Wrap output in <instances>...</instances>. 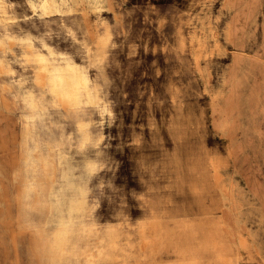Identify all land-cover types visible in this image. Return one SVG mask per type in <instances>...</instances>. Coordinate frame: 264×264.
Returning <instances> with one entry per match:
<instances>
[{"label": "rangeland", "instance_id": "1", "mask_svg": "<svg viewBox=\"0 0 264 264\" xmlns=\"http://www.w3.org/2000/svg\"><path fill=\"white\" fill-rule=\"evenodd\" d=\"M5 33L0 264H49L43 200L28 195L47 181L25 180L16 102L42 95L28 44L73 59L99 89L88 115L102 139L70 149L93 171L65 264H264V0H1Z\"/></svg>", "mask_w": 264, "mask_h": 264}, {"label": "bare ground", "instance_id": "2", "mask_svg": "<svg viewBox=\"0 0 264 264\" xmlns=\"http://www.w3.org/2000/svg\"><path fill=\"white\" fill-rule=\"evenodd\" d=\"M31 6L35 11L32 3ZM41 7L48 10L50 0H41ZM10 19L1 9V20L7 23ZM6 38H10L7 33L0 39V45ZM27 48L24 56L29 59L31 55L34 59L35 84L42 95L39 97L24 92L16 96L24 129V136L21 137L24 176L31 184L47 181L43 192L33 190L28 195L43 200L41 208L34 207L36 212L41 209L46 211L45 217L40 220L49 229L43 235V259L49 264H65L67 258L76 252L78 240L84 234V220L89 208L85 200V184L87 176L93 171L89 159L78 164L70 149L73 139L79 150L93 140L99 142L102 139L100 122L88 115L101 106L99 89L73 59L65 57L60 60L52 52H33L29 44ZM49 106L67 118L70 130L66 126L58 131L53 129Z\"/></svg>", "mask_w": 264, "mask_h": 264}]
</instances>
